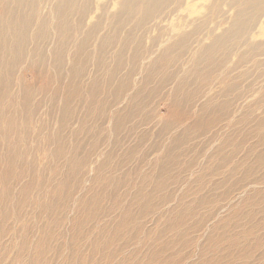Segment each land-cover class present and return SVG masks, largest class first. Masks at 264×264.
<instances>
[{"label": "rangeland", "instance_id": "obj_1", "mask_svg": "<svg viewBox=\"0 0 264 264\" xmlns=\"http://www.w3.org/2000/svg\"><path fill=\"white\" fill-rule=\"evenodd\" d=\"M181 1L149 37L96 3L53 25L59 0L15 31L30 45L0 96L25 125L0 162V264H264V65L242 63L248 43L187 48L202 1Z\"/></svg>", "mask_w": 264, "mask_h": 264}, {"label": "bare ground", "instance_id": "obj_2", "mask_svg": "<svg viewBox=\"0 0 264 264\" xmlns=\"http://www.w3.org/2000/svg\"><path fill=\"white\" fill-rule=\"evenodd\" d=\"M9 1L10 0H0V39H2V42L0 41V70L5 68V63L9 59H16L26 55V53H24V47H28L30 44L23 42L13 43L15 42V39H13L15 31L26 30L33 15L38 17V15L41 14L33 11V7L36 5L37 0ZM201 1L202 3L197 5L201 9H194L195 14L192 18L194 23L193 27L196 29H191L190 33L186 36L187 38L184 42L185 46H187V48H192L195 51L205 49L208 50L209 53L212 52L214 55L217 52L231 53L233 50L238 51L248 43L247 51H250V53L244 56L246 57V61L241 60L242 63L245 64V62L249 61L251 62L249 68L258 70L262 68L264 65V37L261 36L260 38H255L254 44V41L250 40L251 37L249 36V33L257 30V28L264 32V0ZM94 3L98 6L101 15L103 13L108 15L109 12L110 17L114 19V21L111 19L112 23H115L116 25L119 23L121 13L119 7H122L121 14L123 17V25L125 28L128 26H130L129 28L132 27L131 29L128 28L129 31L126 33L129 34L131 39L136 38V36H134L136 31L145 33L146 36L143 35L145 37L155 34L151 31L157 32L159 26H164V19L170 14H173V9H176L178 4H183L181 0H72V2L71 0H66V2L64 0H59V5L56 9L54 7L51 12V15L53 16L50 18L46 17V21L53 23V25L63 22L69 24L72 20L81 19V14L85 15L87 13V8L92 4L94 7ZM64 4L67 5L65 11H63L62 8L64 7ZM71 4H73L72 11L70 10ZM110 10H112V12H110ZM230 10H232V19H227ZM77 15L79 17L76 18ZM154 17L157 19L153 20ZM222 22H226V25L217 28V24H221ZM229 22H233V24L230 26ZM248 24L249 26H247ZM215 31L218 32L215 34L214 38L217 39L219 37L221 44L214 47L201 46L199 42L202 37L208 34H213ZM10 40L12 43L9 42ZM161 41L162 39H160V42ZM199 58H201V56ZM203 59L198 60L197 63H201L199 61H202ZM263 82L264 78L258 77L256 79L257 84H262ZM0 98H3L0 102V162H4L10 166L11 162H14V160L19 157L15 156V152L12 153L9 151L11 148V146L9 147L11 140L8 135H11L13 128L21 129L23 125H25V120L21 115H18L17 117L9 115L10 117H7L6 114L9 113L10 106L5 102L4 97L0 96ZM13 99L14 98H10L9 100L13 101ZM6 108L8 111L5 110ZM21 110L22 108H20L19 112H22ZM16 118H18V122L16 121ZM1 138L4 140L3 142ZM17 142H20V140ZM5 164L3 165L4 168H1L2 165L0 164V168L2 170L5 169V171L9 170V168L5 167Z\"/></svg>", "mask_w": 264, "mask_h": 264}]
</instances>
